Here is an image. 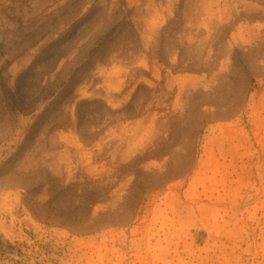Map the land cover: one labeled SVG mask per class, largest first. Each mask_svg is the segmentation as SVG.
Returning a JSON list of instances; mask_svg holds the SVG:
<instances>
[{
  "label": "rangeland",
  "instance_id": "1",
  "mask_svg": "<svg viewBox=\"0 0 264 264\" xmlns=\"http://www.w3.org/2000/svg\"><path fill=\"white\" fill-rule=\"evenodd\" d=\"M119 1L0 0V264H264V67L211 116L236 47L264 66V0H126L75 76Z\"/></svg>",
  "mask_w": 264,
  "mask_h": 264
},
{
  "label": "trees",
  "instance_id": "2",
  "mask_svg": "<svg viewBox=\"0 0 264 264\" xmlns=\"http://www.w3.org/2000/svg\"><path fill=\"white\" fill-rule=\"evenodd\" d=\"M73 2H76L78 0H72ZM120 6L121 9H118L115 13L119 14L120 12H124V17H122L121 19H117V16H104L102 18L101 14H98V11H92L91 14H88L86 18H84L83 21L80 22V27H82L85 24H88L89 26H93L95 24V21H101L104 23L108 22L110 20L113 19V24L110 26V29H102L100 26L99 29V34L95 36V40H98V42H96L92 48L90 49V53L86 54L82 59H77V55L75 58L70 59L68 62H73L76 63V68L74 70V75H78L79 71V67H86V65L88 63H90L91 59H90V55H93L94 53L98 52V51H103L104 48L107 46L106 41L109 40V36L114 35V37L112 38V40H116V38H118V34L121 30V28H119V26H123L125 24L129 25V21L127 20V17L130 15L131 10H129L127 8V2L126 0H120ZM102 18V19H101ZM101 19V20H100ZM96 25V24H95ZM94 25V27H95ZM102 25V24H101ZM131 31L130 33L133 34V31H135V29L132 27H130ZM75 33L78 32V29H76L74 31ZM117 35V37L115 38V36ZM85 48V46H83ZM254 52V48L251 49L250 51H243L241 48L236 47L234 54H233V70L232 73L230 74L231 78H237L240 81V88H241V92L240 94H237V99L233 102V104H231L230 106L227 107H223L220 103L218 102H214L213 104L216 106V110L213 111V113L211 112V116L215 115V114H222L224 116L227 115H231V114H235L239 111H241L244 106H245V99L246 96H248V94L252 91V88L254 87V84L256 83V76L258 74L263 73V65L262 64H258V62H252V56L251 53ZM252 65L249 66V64ZM4 66L0 67V73L2 72ZM74 76V78H75ZM73 77L70 78L71 80L74 79ZM68 87L66 86V84L63 83H59L58 81H55L54 79L51 80L49 82V90H42L40 91V94H44V97L42 98V104L47 103L49 105L51 104H56L57 102H59L60 100H62L63 98V94L65 91H67ZM73 91L71 90L69 92V95H72ZM199 94V93H197ZM210 95H212L214 98H217L218 95H216V91H212L209 93ZM85 104H87L86 101H82L79 105V112L81 113V109L82 107L85 106ZM223 107V110L221 109ZM109 113H113L109 108H107ZM215 118V117H214ZM210 121V119H206V120H202L200 122H198V124L196 123L194 125L195 130L200 131V133L203 131V125L205 123H208ZM83 122H84V116L82 114H80V118H79V129L81 131V133L84 135V130H82V126H83ZM88 136V134H86ZM30 136V135H29ZM28 136V137H29ZM136 186L135 185V191H136ZM67 188V187H65ZM134 191V192H135ZM133 192V193H134ZM132 203V200L130 201ZM107 219V215L106 218ZM88 220H82V222L85 223V225L88 227L89 224L87 223ZM109 223V222H108Z\"/></svg>",
  "mask_w": 264,
  "mask_h": 264
}]
</instances>
